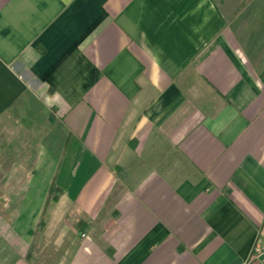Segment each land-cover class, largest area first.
<instances>
[{"label": "crops", "instance_id": "1", "mask_svg": "<svg viewBox=\"0 0 264 264\" xmlns=\"http://www.w3.org/2000/svg\"><path fill=\"white\" fill-rule=\"evenodd\" d=\"M255 244L264 0H0V264H242Z\"/></svg>", "mask_w": 264, "mask_h": 264}, {"label": "built area", "instance_id": "2", "mask_svg": "<svg viewBox=\"0 0 264 264\" xmlns=\"http://www.w3.org/2000/svg\"><path fill=\"white\" fill-rule=\"evenodd\" d=\"M242 264H264L262 248L258 244H255L251 254Z\"/></svg>", "mask_w": 264, "mask_h": 264}, {"label": "rangeland", "instance_id": "3", "mask_svg": "<svg viewBox=\"0 0 264 264\" xmlns=\"http://www.w3.org/2000/svg\"><path fill=\"white\" fill-rule=\"evenodd\" d=\"M21 116L23 117V119H25V117H26L25 115H20V117H21Z\"/></svg>", "mask_w": 264, "mask_h": 264}]
</instances>
